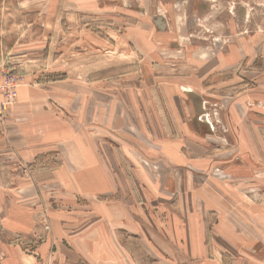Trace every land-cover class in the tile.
I'll list each match as a JSON object with an SVG mask.
<instances>
[{
  "label": "rangeland",
  "instance_id": "rangeland-1",
  "mask_svg": "<svg viewBox=\"0 0 264 264\" xmlns=\"http://www.w3.org/2000/svg\"><path fill=\"white\" fill-rule=\"evenodd\" d=\"M44 1L0 0V64L37 89L39 113L49 101L56 151L67 159L66 138L76 131L93 146L101 137L106 152L117 150L119 163L129 164L130 171L117 174L129 177L130 195L150 207L153 228L172 242L179 239L170 218L155 212L165 201L168 212H175L177 203L185 233L204 235L205 246L193 252L198 264L230 259L264 264V0H181L171 7L154 0V11L147 13L157 17L146 29L150 36L143 43L139 36L141 43L135 44L126 34L127 21L119 28L111 15L82 14L89 25L63 24L50 58L47 34L58 35L59 29L45 27ZM102 23L109 28L100 29ZM156 23L160 31L169 29V36L152 34ZM40 55L36 68L30 57ZM33 71L35 76H28ZM59 139L65 143L58 145ZM21 159L16 154L9 159L14 175L36 180L32 160ZM105 159L110 171L111 158ZM36 187L32 236L18 232L11 240L28 254L49 243L48 252L40 249L37 255L39 264H63L50 216L68 217L56 211L70 210L63 198L88 201L81 195L86 191L73 183L72 191L59 188L46 202L40 191L53 193L55 182ZM126 188L115 182L118 195L127 196ZM18 193L24 195L23 189ZM93 197L103 203L110 192L98 188ZM75 207L85 228L95 204ZM0 258V264L13 260L3 250ZM161 259L158 253L154 261Z\"/></svg>",
  "mask_w": 264,
  "mask_h": 264
},
{
  "label": "crops",
  "instance_id": "crops-1",
  "mask_svg": "<svg viewBox=\"0 0 264 264\" xmlns=\"http://www.w3.org/2000/svg\"><path fill=\"white\" fill-rule=\"evenodd\" d=\"M180 1L161 0L160 3L171 7L179 4ZM153 4L154 0H45L41 6L43 7L41 13L47 15L45 27L59 29L58 35L54 31L53 35L52 32L47 34L49 38L47 46L50 49L53 43L59 41L60 31L64 28L63 24L70 28L72 22L77 20L79 24L83 23L82 27L86 28L89 24L86 16L82 19V14L96 18H107L111 15L116 23L121 24L119 28H123L122 23L127 21L125 23L128 38L135 44V42L141 43L138 37L143 36V43L144 38L147 40L150 36V32L146 31L151 27L150 20L156 17L147 15L148 12L154 11ZM61 16L65 17V20L61 21ZM156 25L159 28L155 26L152 34L161 38L169 36V29L160 31L161 27L157 23ZM97 26L100 29L109 28L103 23ZM80 40L81 38L78 41ZM72 44H76V41H72ZM72 53L76 54V52ZM51 55L50 49L47 52V58ZM40 56L39 59L30 57L36 68L38 67L37 62L43 57ZM28 76L34 77L35 72L33 71ZM38 95L39 92L37 93L35 87L22 84L18 88V99L11 106L4 122L5 125H0V220H2L0 223V252L3 250L9 253V257L11 256L13 260L8 264H39L37 255L40 249L48 252L50 245L46 243L34 254L25 253L11 238L18 232L32 236L35 211L32 208L37 199L36 185L43 183L53 185L54 182L57 190L52 191L53 193L40 191L41 198L46 202H49L47 201L48 196L59 194V188L63 187L72 191L73 183L86 191L81 195L88 198L87 201L83 198L80 200L73 196H65L63 204L70 205V210L57 208L56 211L70 215L68 217L50 216L53 237L58 241L55 251L63 264H198L192 259L196 255L193 252L198 250L197 245L205 246L204 235L185 233L181 227V221L184 219L179 217L177 203L174 206L175 212H168L165 201L158 202L155 210L160 216L169 217L173 223L175 238L179 239L172 242V239L170 240L151 226V209L146 206V202L139 203L138 198L130 195L128 192L129 177L124 180L123 175L119 177L117 174L120 171H130L129 164L119 163L120 152L117 150L113 151L110 148L106 152L102 147L101 137L94 139L93 146L91 138L84 137L82 131H76L73 132L75 133L73 137L68 135L66 138V154L69 159L62 157L61 150L56 151V136L51 133V130L55 128V123H52L55 116L48 113V106L51 107V105H48L47 99L41 103L43 112H38ZM64 104L70 105V102L65 100ZM71 106L72 104L69 108ZM79 113H81L80 109ZM63 133L66 132L63 131ZM62 143L65 141L59 139L58 145ZM15 154L20 155L21 160H32L36 180L30 181L14 175L9 159ZM108 155L111 158L110 171L105 163V157ZM60 157L62 158L59 159ZM115 182L125 183L127 196L118 195V191L114 190ZM98 188L102 192H110L109 201L95 202L93 194ZM18 189H23L24 195L18 193ZM90 201L95 204L96 212L95 210L92 212L94 218L85 228H80L79 217H76L74 213L75 206L90 203ZM228 229L237 232L233 227ZM241 235L244 236L240 233ZM150 241H153V244H150ZM218 243L228 246V243ZM158 253L162 255V259L156 262L154 258H158ZM136 255L141 256L145 261H136L134 259ZM182 257L185 258L182 259ZM1 260L0 258V263ZM209 262L212 261L203 260L202 264H211ZM254 263V261H249V264ZM226 264L246 263L243 260L234 262L230 259Z\"/></svg>",
  "mask_w": 264,
  "mask_h": 264
},
{
  "label": "built area",
  "instance_id": "built-area-1",
  "mask_svg": "<svg viewBox=\"0 0 264 264\" xmlns=\"http://www.w3.org/2000/svg\"><path fill=\"white\" fill-rule=\"evenodd\" d=\"M23 84V77L6 64H0V123L7 111L18 99V88Z\"/></svg>",
  "mask_w": 264,
  "mask_h": 264
}]
</instances>
